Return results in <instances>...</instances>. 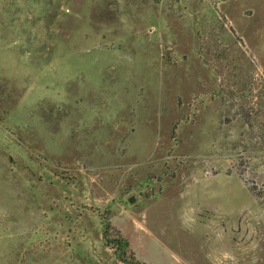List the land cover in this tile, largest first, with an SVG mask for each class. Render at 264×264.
Wrapping results in <instances>:
<instances>
[{"label":"rangeland","instance_id":"374dc122","mask_svg":"<svg viewBox=\"0 0 264 264\" xmlns=\"http://www.w3.org/2000/svg\"><path fill=\"white\" fill-rule=\"evenodd\" d=\"M142 263L264 264V0H0V264Z\"/></svg>","mask_w":264,"mask_h":264},{"label":"trees","instance_id":"16d2710c","mask_svg":"<svg viewBox=\"0 0 264 264\" xmlns=\"http://www.w3.org/2000/svg\"><path fill=\"white\" fill-rule=\"evenodd\" d=\"M108 223L106 224V227H107V229H108ZM106 229V230H107ZM106 230H105V232H104V234H103V236H104V238H105V240H108V238L106 239ZM115 240V244H116V247H117V249H119V251H120V253H118V257H119V259L122 261V262H124V263H128L126 260H125V258L123 257V253H124V251H126V249H127V247H128V243H127V241L123 238V237H116V238H114ZM142 264H144V263H142Z\"/></svg>","mask_w":264,"mask_h":264}]
</instances>
